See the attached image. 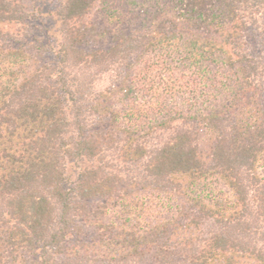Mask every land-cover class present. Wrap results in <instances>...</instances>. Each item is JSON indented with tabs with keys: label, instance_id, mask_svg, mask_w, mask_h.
<instances>
[{
	"label": "trees",
	"instance_id": "trees-1",
	"mask_svg": "<svg viewBox=\"0 0 264 264\" xmlns=\"http://www.w3.org/2000/svg\"><path fill=\"white\" fill-rule=\"evenodd\" d=\"M261 10L0 0V264H264Z\"/></svg>",
	"mask_w": 264,
	"mask_h": 264
},
{
	"label": "rangeland",
	"instance_id": "rangeland-1",
	"mask_svg": "<svg viewBox=\"0 0 264 264\" xmlns=\"http://www.w3.org/2000/svg\"><path fill=\"white\" fill-rule=\"evenodd\" d=\"M41 1L42 0H23V2L27 4L30 10H31V7H33L34 5L40 4ZM46 1L49 2L52 0H46ZM49 5L51 6L52 4H49ZM42 7H43V10L45 11L46 7L48 6L44 4ZM261 12H262V15L259 14L260 18H258L259 20L258 27L255 29L254 34L252 35L251 41H250V37L247 35L244 41L246 42V46L250 48L254 56L264 62V11L261 10L260 13ZM48 21H49V17H46L44 20L41 17L40 20H37V19L32 20L27 25H22V26L16 25L12 28V30L19 29L20 35L24 34V36H22L23 38L22 42H29L31 40V43L34 44V43H38L39 40L40 41L42 40V36L45 33L44 31H45L46 25L48 24ZM40 62L42 61L40 60ZM110 84H111V77L109 74H105L99 80L96 81L95 89L102 90L105 87L109 86ZM175 124L179 125V122H174L173 125ZM167 134H168V131L164 132L163 137H166ZM177 202H180V201H177ZM207 228H204L203 232Z\"/></svg>",
	"mask_w": 264,
	"mask_h": 264
}]
</instances>
